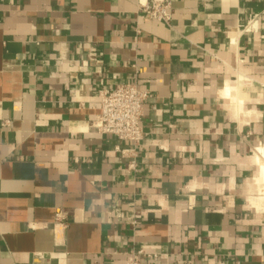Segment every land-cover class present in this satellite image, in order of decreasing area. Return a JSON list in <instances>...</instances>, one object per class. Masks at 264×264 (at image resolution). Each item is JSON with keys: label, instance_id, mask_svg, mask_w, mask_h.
I'll use <instances>...</instances> for the list:
<instances>
[{"label": "crops", "instance_id": "obj_1", "mask_svg": "<svg viewBox=\"0 0 264 264\" xmlns=\"http://www.w3.org/2000/svg\"><path fill=\"white\" fill-rule=\"evenodd\" d=\"M0 0V264H264V0ZM137 83L140 144L97 131ZM228 84L252 110L239 123ZM61 208L64 217L55 220Z\"/></svg>", "mask_w": 264, "mask_h": 264}, {"label": "built area", "instance_id": "obj_2", "mask_svg": "<svg viewBox=\"0 0 264 264\" xmlns=\"http://www.w3.org/2000/svg\"><path fill=\"white\" fill-rule=\"evenodd\" d=\"M141 4L142 11L150 18L169 21L171 0H145ZM150 97V92L137 83L125 82L112 88H99L98 133L140 144L144 138V104ZM63 217L61 208H57L55 220L60 221ZM142 257L154 259L158 254L141 247L134 248L127 253L125 264H140Z\"/></svg>", "mask_w": 264, "mask_h": 264}, {"label": "clouds", "instance_id": "obj_3", "mask_svg": "<svg viewBox=\"0 0 264 264\" xmlns=\"http://www.w3.org/2000/svg\"><path fill=\"white\" fill-rule=\"evenodd\" d=\"M219 96L228 101L225 107L230 119L239 123L240 117L249 115L252 110H248L246 105L253 103L252 99L239 89L229 86L227 83L220 90ZM254 153L253 161L257 166V172L254 174L253 180L257 186V194L246 199V204L252 207L264 206V145H260Z\"/></svg>", "mask_w": 264, "mask_h": 264}]
</instances>
